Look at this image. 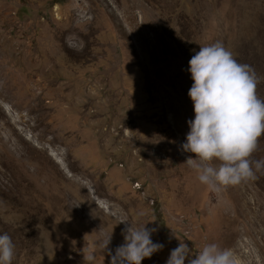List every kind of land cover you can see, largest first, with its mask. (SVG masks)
<instances>
[{"label":"rangeland","instance_id":"rangeland-1","mask_svg":"<svg viewBox=\"0 0 264 264\" xmlns=\"http://www.w3.org/2000/svg\"><path fill=\"white\" fill-rule=\"evenodd\" d=\"M217 41L255 70L264 100V0H0L11 264H110L125 218L154 220L146 227L164 245L141 264H166L179 240L193 255L217 243L239 264H264V169L217 192L182 149L194 119L188 62ZM251 159L264 160V135Z\"/></svg>","mask_w":264,"mask_h":264},{"label":"clouds","instance_id":"clouds-1","mask_svg":"<svg viewBox=\"0 0 264 264\" xmlns=\"http://www.w3.org/2000/svg\"><path fill=\"white\" fill-rule=\"evenodd\" d=\"M188 64L193 81L188 96L193 103L194 119L187 122L189 131L182 149L195 155L185 163L197 172L200 183L217 192L255 179V172L264 169V160L251 159L258 139L264 135V100L257 95L260 78L219 41L200 47ZM213 161H219L218 166ZM144 215L138 213L139 217ZM152 221L133 226L127 218L120 220L125 225L124 243L115 249L114 255L109 250L110 264H141L163 249V244L151 239L157 229L146 227ZM110 240L111 235L104 241L105 250ZM14 255L12 238L7 233L0 234V264H11ZM186 262L239 264L231 249L217 243L205 244L193 255L189 245L179 240L166 264Z\"/></svg>","mask_w":264,"mask_h":264},{"label":"bare ground","instance_id":"bare-ground-1","mask_svg":"<svg viewBox=\"0 0 264 264\" xmlns=\"http://www.w3.org/2000/svg\"><path fill=\"white\" fill-rule=\"evenodd\" d=\"M52 154H54V153H52ZM60 162V161H59ZM62 163V162H61ZM94 199H95V201L97 202V204L99 205V206H101L103 209H105L106 211H109V206L104 202V201H102V200H100V199H96L95 197H94ZM111 207V206H110Z\"/></svg>","mask_w":264,"mask_h":264}]
</instances>
